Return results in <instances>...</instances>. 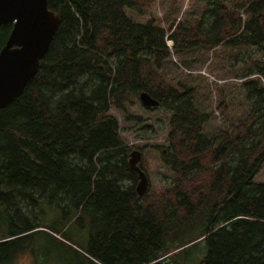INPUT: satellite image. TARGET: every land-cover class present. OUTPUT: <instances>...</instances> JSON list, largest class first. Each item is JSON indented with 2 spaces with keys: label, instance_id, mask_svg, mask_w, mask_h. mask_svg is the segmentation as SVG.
I'll use <instances>...</instances> for the list:
<instances>
[{
  "label": "trees",
  "instance_id": "obj_1",
  "mask_svg": "<svg viewBox=\"0 0 264 264\" xmlns=\"http://www.w3.org/2000/svg\"><path fill=\"white\" fill-rule=\"evenodd\" d=\"M199 1L190 23L170 21L175 2L141 22L133 14L157 0H48L61 25L37 76L0 110V264H16L41 229L90 264H168L196 241L207 247L200 264H264V183L254 182L264 167V61L248 52L264 51V0ZM12 30L1 27L0 52ZM219 46L243 49L253 68L236 75L244 114L233 121L219 89L222 123L209 132L212 112L169 65L193 71L190 52ZM143 93L169 114L166 144L155 149L172 176L141 198L129 160L147 146L127 145L112 110L140 123L130 108L158 109L143 106ZM140 167L149 177L145 158ZM46 207L51 228L31 221ZM83 220L91 231L81 244L68 226Z\"/></svg>",
  "mask_w": 264,
  "mask_h": 264
},
{
  "label": "rangeland",
  "instance_id": "obj_2",
  "mask_svg": "<svg viewBox=\"0 0 264 264\" xmlns=\"http://www.w3.org/2000/svg\"><path fill=\"white\" fill-rule=\"evenodd\" d=\"M173 2L177 4L178 12L170 19L171 22L174 20L182 22L187 18L190 23H193L198 17L202 6L199 0H157L149 11L143 15L133 14V17L141 22H144L150 13L163 17L166 11H172ZM220 48L221 46L213 50L203 49L202 51L190 52L188 54V60L191 62L193 71L184 68L178 70L173 64L169 65L172 77L176 78V80L186 81L195 87L198 104L203 109L212 112L213 120L208 125L209 132L217 131L222 123V118L216 108L218 105L217 98L219 89H223L225 94L228 95L229 100L234 103L232 110L233 121L238 120L244 114V110L239 104L242 80L238 79L236 75L243 69L250 70L253 68L248 57L244 56L243 49L230 47ZM215 50L217 51L215 52ZM248 52L253 62L264 61V51L249 48ZM234 56L239 61L236 62ZM171 60L173 63L180 65V60L174 53ZM188 73L193 75V79H185L184 75ZM197 87L199 93L197 92ZM130 113L134 117H139L143 120L140 123L135 120L127 121L121 112L112 110V114L120 121V132L127 145L132 147L147 146L146 156L138 149H135L133 152L140 153V159L138 160L139 167L144 158L147 164L150 165L151 174L149 177L147 176L149 180L148 191L150 189L154 191L161 190L170 181L172 175L168 168L161 162L160 153L155 149V146H164L166 144V136L169 129V114L160 108L155 109L153 112H147L140 105L130 108ZM146 126L151 127L146 129ZM254 182L264 183V167L256 175ZM46 209L47 211L45 210V213L40 215L39 209L34 208L33 211H35L37 218H31V221L39 222L46 228H51L53 226V220L56 217L49 213L50 207H46ZM25 223L21 225L24 226ZM90 226L89 222L85 220L79 223L75 222L74 224H69V233H71L76 242L84 244L90 234ZM41 230L35 236L24 241L21 248H25V251L19 255L16 264H90L89 260L82 255L49 237L44 232L47 231L46 229ZM54 237L76 248L73 244L68 243L67 240L60 238V236L54 235ZM187 247L189 248L186 251L180 253L179 257L169 260L168 264H200L207 253L205 242L196 241ZM95 262L97 264H103L99 261Z\"/></svg>",
  "mask_w": 264,
  "mask_h": 264
},
{
  "label": "water",
  "instance_id": "obj_3",
  "mask_svg": "<svg viewBox=\"0 0 264 264\" xmlns=\"http://www.w3.org/2000/svg\"><path fill=\"white\" fill-rule=\"evenodd\" d=\"M8 23L13 30L0 52V110L18 99L39 73L61 19L49 9L48 0H0V29ZM144 107L155 109L159 101L147 93L141 95ZM132 157V158H131ZM131 168L138 173L137 193L144 197L149 180L138 166L139 152H132Z\"/></svg>",
  "mask_w": 264,
  "mask_h": 264
}]
</instances>
